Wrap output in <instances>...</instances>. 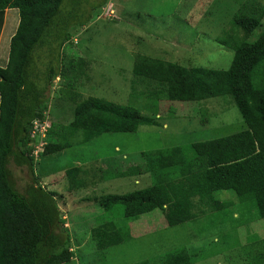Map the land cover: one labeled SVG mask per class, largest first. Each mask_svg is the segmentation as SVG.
Returning <instances> with one entry per match:
<instances>
[{
  "label": "trees",
  "instance_id": "obj_1",
  "mask_svg": "<svg viewBox=\"0 0 264 264\" xmlns=\"http://www.w3.org/2000/svg\"><path fill=\"white\" fill-rule=\"evenodd\" d=\"M64 2L0 0V34L7 8L18 9L20 18L11 40L8 64L0 67V264H64L74 256L57 195L40 183V175L35 172L38 158L36 143L31 139L33 122L44 123L48 119L46 113L51 100L47 91L51 80L62 74L51 67L44 74L49 79L37 75L33 70L34 54L49 47L55 37L59 39L62 31H68L69 24L63 17ZM258 29L261 32L256 34ZM218 41L234 51L232 64L226 70L185 66L138 54L133 83L145 89L138 91L134 87L132 94L143 97L144 107L151 114L129 104L90 96L76 104L71 123L49 122L38 157L69 149L76 141H71L73 137L80 136L82 144L107 133H133L142 125L158 126V103L162 100L202 102L231 97L246 129L194 142L190 154L183 146L143 151L140 163L115 177L152 174L154 182L131 193L105 194L95 201L104 210L122 206L127 217L161 210L169 226L197 224L211 208L222 214L221 222L231 218L240 224L234 215L241 212L244 204L257 211V220L264 219V4L258 0L241 1L232 17V29L219 35ZM63 44L61 41L60 46ZM69 65L68 71L77 70L78 76L83 74L84 64L72 60ZM44 78L45 87L41 86ZM75 80L70 79L69 85H74ZM11 163L28 167L32 174L23 191L13 180ZM81 170L80 166L73 165L66 171L72 189L84 190L90 182L95 183V178L101 180L102 168L99 173L95 170L93 177L82 176ZM228 191L238 198L241 204L238 210L217 198L219 193ZM201 205L206 210L201 208L197 212L196 208ZM226 206H231V211H224ZM91 236L101 250L124 242L113 221L94 227ZM262 243L264 239L254 245ZM251 256H256L254 264H264V252L260 248ZM194 257L188 249L181 248L167 253L160 264H192ZM139 264H150V261Z\"/></svg>",
  "mask_w": 264,
  "mask_h": 264
},
{
  "label": "rangeland",
  "instance_id": "obj_2",
  "mask_svg": "<svg viewBox=\"0 0 264 264\" xmlns=\"http://www.w3.org/2000/svg\"><path fill=\"white\" fill-rule=\"evenodd\" d=\"M65 1L63 17L69 24L68 31H62L59 39L55 37L49 47L34 54L33 70L37 75L48 74L51 67L59 75L62 72L51 80L47 91L51 100L48 122L71 123L76 104L90 96L129 104L151 114L144 107L143 97L132 94L134 87L145 89L133 83L138 54L219 70L232 64L234 51L222 45L218 36L232 29L233 14L243 0ZM258 1L264 4V0ZM260 32L258 29L256 34ZM72 60L84 64L80 76L77 70L68 71ZM44 76L49 79V75ZM70 79H76L74 85H69ZM41 86H46L45 78ZM158 104V126L142 125L133 133H107L82 144L80 136L73 137L71 141L76 139L77 143L69 149L44 158L37 155L35 172L40 175V183L56 193L64 227L69 229L74 256L64 264H139L146 260L160 264L167 253L181 248L195 255L192 264H254V251L260 248L264 252V243L254 245L264 239V219L257 220V211L248 204L234 215L240 224L228 214L230 219L221 222L222 214L211 208L197 224L169 226L161 210L127 217L122 206L104 210L95 201L105 194L131 193L154 182L152 174L115 177L140 163L143 151L183 146L190 154L194 142L247 128L231 97L202 102L162 100ZM37 140L39 143L40 136ZM73 165L80 166L81 175L88 177L102 168L101 180L95 178V183L90 182L84 190L72 189L66 171ZM10 169L16 186L23 191L31 181L28 167L11 163ZM234 195L228 191L217 198L238 210L241 204ZM201 208L206 210L201 205L196 211L201 212ZM223 210L231 211V206ZM106 221L116 223L124 242L101 250L91 231Z\"/></svg>",
  "mask_w": 264,
  "mask_h": 264
},
{
  "label": "crops",
  "instance_id": "obj_3",
  "mask_svg": "<svg viewBox=\"0 0 264 264\" xmlns=\"http://www.w3.org/2000/svg\"><path fill=\"white\" fill-rule=\"evenodd\" d=\"M20 18L19 11L15 8H7L5 20L0 34V67H6L9 60L11 40L17 32Z\"/></svg>",
  "mask_w": 264,
  "mask_h": 264
},
{
  "label": "built area",
  "instance_id": "obj_4",
  "mask_svg": "<svg viewBox=\"0 0 264 264\" xmlns=\"http://www.w3.org/2000/svg\"><path fill=\"white\" fill-rule=\"evenodd\" d=\"M49 126H50V123L48 121L41 123L40 121L35 120L33 122V128L31 131V139H33L34 142L36 143V146L32 143V145L35 146V155L39 154V151L42 149V147L45 144L44 139L46 138V132ZM37 136H40L39 143H38V140L35 141V138Z\"/></svg>",
  "mask_w": 264,
  "mask_h": 264
}]
</instances>
